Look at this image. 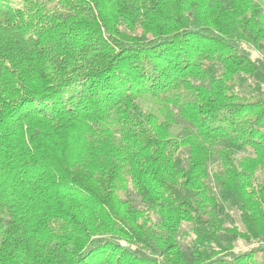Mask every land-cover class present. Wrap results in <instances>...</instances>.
<instances>
[{
	"label": "trees",
	"instance_id": "obj_1",
	"mask_svg": "<svg viewBox=\"0 0 264 264\" xmlns=\"http://www.w3.org/2000/svg\"><path fill=\"white\" fill-rule=\"evenodd\" d=\"M0 264H264V0H0Z\"/></svg>",
	"mask_w": 264,
	"mask_h": 264
},
{
	"label": "rangeland",
	"instance_id": "obj_2",
	"mask_svg": "<svg viewBox=\"0 0 264 264\" xmlns=\"http://www.w3.org/2000/svg\"><path fill=\"white\" fill-rule=\"evenodd\" d=\"M13 4L15 5H19V4H22L23 0H12ZM250 51H251V56L253 59H256L258 58L260 55L258 52L254 51L252 47L249 48ZM262 54V53H261ZM141 105H143L144 108H146V105L143 101H141ZM178 128H181V126H179ZM242 154L244 155H250L251 152L250 151H244L242 152ZM179 157L182 159L184 165L187 164L188 162V150L187 149H182L179 153ZM219 170V165L217 163V161L215 159H213L210 163H209V178H208V184L209 186L214 189L215 186H214V182H213V178H212V174L216 171ZM132 198H133V201H134V204L136 205V207L140 210H145L147 207L141 202L140 198L137 196V194H135L134 191H132ZM229 213L231 214L233 220H234V223L235 225H237L241 231H244V228L243 226L241 225V222H240V216H239V213L236 211V210H231L229 211ZM154 218L157 220V217L154 216ZM184 232H187V233H190L189 232V226H184V228L180 231L179 233V238H180V244L182 246H190L192 245V240H193V236L190 235H185ZM252 245L245 242V241H242V240H239L237 241L236 243V250L237 251H244L246 249H249Z\"/></svg>",
	"mask_w": 264,
	"mask_h": 264
}]
</instances>
